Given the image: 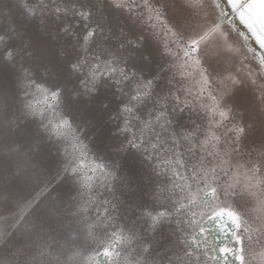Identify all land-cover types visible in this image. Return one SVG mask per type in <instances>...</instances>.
Segmentation results:
<instances>
[{
  "label": "snow or ice",
  "instance_id": "obj_1",
  "mask_svg": "<svg viewBox=\"0 0 264 264\" xmlns=\"http://www.w3.org/2000/svg\"><path fill=\"white\" fill-rule=\"evenodd\" d=\"M0 264H264V0H0Z\"/></svg>",
  "mask_w": 264,
  "mask_h": 264
}]
</instances>
